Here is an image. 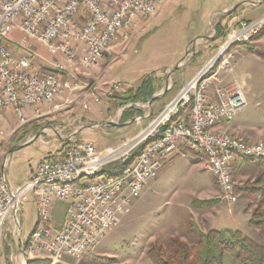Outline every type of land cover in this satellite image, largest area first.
I'll use <instances>...</instances> for the list:
<instances>
[{
    "label": "rangeland",
    "instance_id": "obj_1",
    "mask_svg": "<svg viewBox=\"0 0 264 264\" xmlns=\"http://www.w3.org/2000/svg\"><path fill=\"white\" fill-rule=\"evenodd\" d=\"M259 2L168 0L154 15L138 20L129 34L124 36V42H116L110 54L102 60L104 71L98 81L90 80L84 89L92 90L95 83L100 87L98 102L86 101L89 110L77 111L87 117L84 120L86 126H93L87 137L79 135L80 141L85 143L89 139L105 143L113 137H121L115 134L116 129L124 135L138 128L135 123H122L116 125L118 128L106 125L108 112L114 113L118 109L114 103L118 96L115 99L104 95L111 84L121 83L129 93L132 90L134 93L143 92L152 90L155 78L162 76L165 82L170 80L176 89L185 84L196 70L210 67L206 76L216 74L218 77L211 88L221 84L230 85L236 80L244 86L247 101L243 110L236 113L232 120L223 121L220 128L246 143L264 144V20L257 27L256 36L249 42L233 40L226 43L229 34L238 29L240 22H253L264 17V4L252 11ZM261 31L262 34L257 37ZM9 37L17 41L22 34L12 31ZM29 42L35 53L33 57H28L32 68L41 73H51L52 64L61 62L60 57L32 38ZM9 50L15 56L27 57L26 52H19L13 45ZM222 61L227 63V68L221 66ZM67 71L59 77L69 79ZM80 71L83 69L80 68ZM170 95L168 93L166 98ZM72 106L74 108V104ZM112 106L114 109H111ZM18 112L26 119L25 123L18 121L13 108L0 110V126L5 132L0 140V162L4 161L2 175L10 188L24 185L37 163L60 144L56 139L60 136L57 130L66 120L65 110L48 113L46 109L39 115L29 113L28 109ZM141 145L140 139L139 150ZM138 146L127 156H131L130 153ZM203 155L200 151L197 154L178 148L166 159L161 170L155 171V177L146 180L139 196L130 200L105 236L78 263L70 260L65 263L149 264L146 251L150 244L167 248L171 237H180L191 244L195 238L189 232L194 234L196 230L203 233L218 231L227 236L240 232L264 247V228L250 222L253 211L262 200L260 194L255 196L250 192L261 173V159L239 158L231 165L229 177L235 190L233 204L228 206L221 202L220 189L214 176L205 169L206 159ZM122 159L115 165H122ZM130 159L132 157L125 163ZM104 170L107 168H94L93 171L101 173ZM64 210L63 204L55 205V221L63 219ZM37 219L36 200L29 192L18 214L24 242L36 227ZM15 250L13 236L3 230L0 264H13ZM30 259L28 256L26 264H41L30 262ZM221 262L242 264L228 253L222 256Z\"/></svg>",
    "mask_w": 264,
    "mask_h": 264
},
{
    "label": "built area",
    "instance_id": "obj_2",
    "mask_svg": "<svg viewBox=\"0 0 264 264\" xmlns=\"http://www.w3.org/2000/svg\"><path fill=\"white\" fill-rule=\"evenodd\" d=\"M168 0H0V110L13 108L18 121L26 119L18 112L28 109L39 115L43 104H49L65 90L76 89L59 76H49L30 68L28 57L35 55L31 37H39L58 53L61 62L53 63L58 73L72 66L78 55L79 63L90 70L110 54L113 45L124 42V36L138 20L154 15ZM264 18V17H263ZM263 18L253 22H240L226 43L246 39L253 29L263 24ZM12 31L22 34L12 40ZM13 45L27 53L15 56L9 50ZM221 51V50H220ZM224 55L222 54V57ZM222 61V66L226 67ZM222 67V68H223ZM227 68V67H226ZM207 68L196 76L203 75ZM196 76L133 138L115 148L99 151L90 142L64 146L40 160L22 186L10 188L3 175L4 161L0 162V247L3 230L10 232L22 264L27 256L42 257L47 264L78 263L99 239L116 224V217L132 198L139 196L146 180L155 177L166 159L180 146L195 152H208L213 158L211 169L221 183V202L233 204L234 184H229V170L239 158L264 154V144H249L221 130L223 121H230L241 112L247 101L244 86L238 81L230 85H217L214 98L208 92L213 81L201 84L197 95H190ZM125 86L113 83L107 95L114 97L124 92ZM181 101L189 102L183 114V123L170 129L166 143L149 150L138 158V166L127 171L119 181L84 179L83 171L91 168H108L127 158L128 152L138 146V141L154 134L165 117L173 113ZM150 109V104L146 106ZM87 109L86 105H83ZM93 127V126H92ZM0 126V140L4 137ZM69 178H77V185H69ZM58 180H67V187H58ZM32 192L37 205V222L43 223L41 236L23 241L18 214L26 194ZM57 203L65 206L63 219L54 220Z\"/></svg>",
    "mask_w": 264,
    "mask_h": 264
},
{
    "label": "crops",
    "instance_id": "obj_3",
    "mask_svg": "<svg viewBox=\"0 0 264 264\" xmlns=\"http://www.w3.org/2000/svg\"><path fill=\"white\" fill-rule=\"evenodd\" d=\"M259 1L260 2L258 3V5L252 11L258 10L260 6L264 4V0H259ZM249 20H252V19L249 18ZM220 26L226 31V28L222 26V23H220ZM18 51L23 52L21 50H18ZM79 59H80V55H78L76 62L72 66L67 68L68 70L67 73L69 76L68 75L66 76L67 78L69 77V79H62L68 82L70 86L77 85V88L72 89V90H65L61 96L57 97L54 101H52L49 104H43L39 110V114L41 112H44L46 109L48 110V113L65 110L64 114H66L65 116L66 120L64 122L65 124L62 125L60 129L57 130L60 136L56 139L60 141V144L57 145V147L55 146L51 151H48L45 157H47L48 155L54 152L60 151L64 146L68 144L82 143V141H80L81 139H79V135L84 134L87 137L88 135L91 134L92 126L90 127L88 125L86 126V124L84 123L85 122L84 120L87 117H84V115L78 114L77 111L78 109L86 110V111L89 110V107L86 101L93 100V102H98L99 99L97 98V96H99V91H100V87L98 84L95 83V86L90 91L89 89L88 90H84V89L88 86L90 80L95 81V82L98 81L100 75L102 74V71H104V69L101 67V64L104 63V61H100L92 69L86 70L80 65ZM80 68L83 69V71H80ZM52 72H51L52 74H55L57 76L61 74L55 70L54 66H53ZM199 72L200 70H196L185 84L181 85L180 87L176 89H175V86L170 82V80H167V82H165L164 80L165 78H163L162 76H158L155 78L154 88L151 90L150 99H146V100L134 99L133 101L128 102L126 105L122 107H120L119 99H121L122 97L127 98L130 94L134 96L135 93L133 92V90L131 93L125 90L124 92H121L115 95L112 98H115L116 96H118L116 97L117 99L115 98L116 100H114V103L118 109H115L114 113L108 112V117H106L108 123L106 125H111L112 127L118 128L117 126H120V124L122 123H126L128 125L135 123V125L138 126V128L136 129V131L134 132L131 131L130 133H126L124 135L121 134V130L116 129L115 134L121 135V137L120 136L113 137L105 143H101L95 140L90 141L89 139H87L88 141L86 142H90L94 144L95 147L99 151H102L108 148H115L121 145L122 143L126 142L127 140L133 138L134 136L139 134L142 130H144L150 124V122L154 118H156V116L160 114L162 110L178 95L180 90L184 86H186L190 81H192V79ZM107 90L105 91L104 95L109 98L110 96L107 95ZM168 93H170L171 95L168 98H166V95ZM208 94L210 97L214 98V87L209 90ZM62 98L64 99L62 100ZM54 102H56V104L53 105ZM73 104H74V108L72 106ZM149 104H150V109H147L146 106ZM83 105H86L87 109H84ZM111 109H114V107L112 106ZM28 111L30 113V110ZM87 120L90 121V119H87ZM222 130H225V129H222ZM234 130L236 131L237 129H230V131H234ZM41 133H45V131H42ZM29 139H32V137H30ZM179 148L181 149L183 147L180 146ZM135 152L136 150H134L130 154L133 155ZM15 251L16 252H13V255H12V258L14 261L13 264H22V260H21L20 255L18 254L17 248ZM33 261H37L41 264H47L46 260L42 257H34L32 258V260L30 259V262H33Z\"/></svg>",
    "mask_w": 264,
    "mask_h": 264
},
{
    "label": "trees",
    "instance_id": "obj_4",
    "mask_svg": "<svg viewBox=\"0 0 264 264\" xmlns=\"http://www.w3.org/2000/svg\"><path fill=\"white\" fill-rule=\"evenodd\" d=\"M262 34V31L257 37ZM151 89L149 91L136 92L127 98H121L120 107L126 105L134 99H150ZM162 131L161 128L159 130ZM140 146L132 155L134 159ZM129 160V162L132 161ZM259 167L261 173L257 181L253 184L251 193L256 196L260 194L262 200L259 206L253 211L250 222L256 227L264 228V158H260ZM129 162L122 165H112L104 170L103 174L107 176H116L125 168ZM122 168V169H121ZM189 232L194 238V242L189 244L180 237H171L168 241V247L164 248L159 244L152 243L148 246L146 257L149 264H222V256L228 253L234 256L242 264H264V247L256 244L252 240L243 236L240 232H234L225 235L218 231H193Z\"/></svg>",
    "mask_w": 264,
    "mask_h": 264
},
{
    "label": "bare ground",
    "instance_id": "obj_5",
    "mask_svg": "<svg viewBox=\"0 0 264 264\" xmlns=\"http://www.w3.org/2000/svg\"><path fill=\"white\" fill-rule=\"evenodd\" d=\"M258 33V28H255L252 30L251 33H249L246 36V39H235V41H240L243 43L249 42L253 37L256 36ZM34 39L36 42L40 43L44 47H46L50 52H51V46L47 42H45L43 39H40L39 37H31ZM52 54H57L55 52H51ZM28 65L30 68H32L31 65V60L28 58ZM222 66V65H221ZM55 70L58 72V67L54 66ZM206 69L203 72V75H200L198 78H196V82H193V84L190 87V95H197L199 91L201 90V84H206L210 83L211 81L214 80L216 74H211L209 76H206L208 70ZM222 68V67H221ZM220 68V69H221ZM219 69V70H220ZM49 76H57L52 73H47ZM189 109V102L188 101H181L178 103L177 108L173 109V113L169 117L164 118V122L161 123L160 128L161 132L159 131L160 128L156 131L154 134H148L147 138L141 139V150L139 151L138 155L132 159L131 162L125 167L121 168L122 170L120 173L116 176H107L104 175L102 171L101 173L94 172V168H91V170H84L83 171V178L84 179H108L110 181H119L121 178L124 176H127V171L134 169L138 166V158L145 157L147 154H149V150L155 146H162L164 143H166V136L168 133H170V129L174 128L175 126H179L181 123H183V114L188 111ZM175 120V121H173ZM173 121V122H172ZM202 152L206 159V168H211L213 166V158H208V152L205 151H200ZM131 156H127V158H123L122 164L125 163ZM264 158V154L262 155H255L250 157L249 159H260ZM213 176V172L211 169H207ZM105 173V172H104ZM215 178V176H214ZM215 181L220 189V194H221V183L217 181V178H215ZM229 184L230 183V177H229ZM69 185H77V178H69ZM58 187H67V180H58ZM36 227L30 234V238H37L38 236H41V232L43 231V223L42 222H37ZM28 257V256H27ZM31 258H34V256H30Z\"/></svg>",
    "mask_w": 264,
    "mask_h": 264
}]
</instances>
